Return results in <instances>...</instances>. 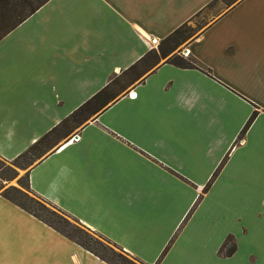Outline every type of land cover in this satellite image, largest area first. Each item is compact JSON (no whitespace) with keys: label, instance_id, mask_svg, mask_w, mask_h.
Wrapping results in <instances>:
<instances>
[{"label":"crops","instance_id":"1","mask_svg":"<svg viewBox=\"0 0 264 264\" xmlns=\"http://www.w3.org/2000/svg\"><path fill=\"white\" fill-rule=\"evenodd\" d=\"M211 1H46L0 39V158ZM185 49L200 69L153 66L60 133L26 169L28 187L144 264H264V0L236 1ZM0 264L108 263L0 195Z\"/></svg>","mask_w":264,"mask_h":264},{"label":"trees","instance_id":"2","mask_svg":"<svg viewBox=\"0 0 264 264\" xmlns=\"http://www.w3.org/2000/svg\"><path fill=\"white\" fill-rule=\"evenodd\" d=\"M48 0H0V39L6 35L10 30L16 27L19 23H21L24 19H26L29 15H31L34 11H36L41 5H43ZM225 0H213L205 7H203L200 11H198L195 15H193L188 21L177 27L165 40H163L157 50L153 49L149 51L144 57L136 61L130 67H128L125 71H123L119 76L113 78L111 82L104 87L101 91L96 93L92 98H90L87 102L78 107L72 114L66 117L61 123H59L56 127L52 128L48 131L44 136L38 139L33 145L28 147L24 152L18 155L14 160L11 161V164L20 168L25 169L31 166L34 162L42 158L50 148L56 143L60 133L65 132L67 130H72L81 124H83L90 116L101 110L108 102L114 100L118 95H120L123 90L130 85L131 83L138 80L141 76H143L149 69H151L157 62V59L161 57H165L166 54L173 52L180 44L185 42L188 39H191L196 34L195 29H193L189 22L195 20L205 14L210 8H212L218 2H223ZM235 3L238 0H233ZM225 3V2H224ZM226 4V3H225ZM231 4V5H232ZM210 24V23H209ZM209 24H204V28ZM200 28V27H199ZM203 28V29H204ZM202 30V29H201ZM200 30V31H201ZM196 33V34H195ZM161 45H167L165 49H162ZM152 61V62H151ZM166 62L181 68H195L200 69L196 63V60L193 57L184 58L178 53H173L166 59ZM203 71V70H202ZM205 72V71H204ZM126 79L128 82L126 85L121 86L118 83L121 79ZM256 116V112L254 111L243 128L239 133V137H241L247 128L250 126L252 121ZM23 160V164H18L17 162ZM226 157L223 158L213 175L211 176L208 183L205 185L204 190H206L213 178L217 174V172L221 169L224 164ZM11 170L15 172V168L11 167ZM16 173V172H15ZM28 183L26 185H21V187L10 186L6 188L0 195L10 202L14 203L24 211L33 215L40 221L44 222L48 226L52 227L65 237L69 238L73 242L77 243L84 249L88 250L99 259L105 261L108 264H124L120 263L125 262L128 264H134L132 261L128 260L121 253H117L113 250V247L116 246L109 240H107L111 245L103 244L102 242L94 239L86 232L78 229L84 235V239H78L74 237L70 233L66 232L64 229L55 225L54 222L46 219L44 216L26 206L23 202L16 198H25L24 200H28L30 202H34L36 205L46 209L39 201L35 200L28 194ZM51 215L55 217H59L52 211H49ZM66 222V221H65ZM117 247V246H116ZM168 247V246H167ZM167 247L165 249H167ZM235 251V244L232 241L231 237H227L222 244L220 249V253L224 256H229ZM109 252L111 254L107 255ZM123 252V251H122ZM124 253V252H123ZM127 255V254H126ZM135 259V258H133ZM137 260V259H135Z\"/></svg>","mask_w":264,"mask_h":264},{"label":"rangeland","instance_id":"3","mask_svg":"<svg viewBox=\"0 0 264 264\" xmlns=\"http://www.w3.org/2000/svg\"><path fill=\"white\" fill-rule=\"evenodd\" d=\"M232 2H234V1L233 0H225L223 2H218L212 8H210L205 14H202V16H200L199 18H196L195 20L189 22V25L193 29H195L196 33L200 32V30L203 29L206 24H209L215 18H217L222 12H224L232 4ZM189 40L190 39H188L185 42H183L182 44H180L173 51V53H178L179 54L180 52H183L184 48L186 47V44L188 43ZM158 47H159V45L157 46V48ZM161 47H162V49H165L167 47V45H161ZM167 58L168 57L166 55L165 57H161V58L157 59L156 64H158L162 60H166ZM150 70L151 69H149L148 71H150ZM143 76H141L138 80H136L135 82L131 83L130 85H127L126 88H130L132 85L136 84L138 81H140L143 78ZM119 82L120 83H118V84L121 85V86H124V85H126L128 83L126 81V79H124V78L121 79ZM23 162L24 161L21 159L17 163L18 164H23ZM11 167L15 168V172L16 173L11 170ZM26 169L27 168L20 169V168H18L16 166L12 165L11 161H6V160H3V159L0 158V194L6 188H8L10 186L21 187V185H26V183H27V175L25 174ZM28 189H29V187H28ZM28 194H29V196H31L35 200L39 201L46 209H48V211L47 210L45 211L43 208H41L40 206L36 205L34 202H30L28 200H24L25 198H19L17 196H16V198L18 200H20L21 202H23L26 206L30 207L31 209L35 210L36 212H38L39 214L44 216L46 219L54 222L55 225H57L60 228L64 229L66 232L70 233L74 237H77L78 239H81V240L84 239V235L81 232L78 231V229H80V230L86 232L87 234H89L94 239H97L98 241L102 242L103 244H108L109 243L107 241V239H105L104 237H102L101 235H99V234H97L95 232H92V231L88 230L86 227H84L82 224H80L74 218L70 217L69 215H67L66 213H64L63 211H61L60 209H58L57 207L52 205L51 203L45 201L41 197H39L36 194H34L32 191H30V189L28 191ZM49 211L54 212L55 214L60 216V218L59 217H55L54 215H51ZM109 245H111V243H109ZM113 250L115 252H117V253H121L123 256H125L128 260L132 261L134 264H144V263H142V262H140L138 260L133 259V257L129 256L128 254L126 255V253H123L122 250L119 247L114 246ZM107 253H108L107 255L111 256V254L109 252H107ZM120 263L128 264V263H125V262H122V261Z\"/></svg>","mask_w":264,"mask_h":264},{"label":"built area","instance_id":"4","mask_svg":"<svg viewBox=\"0 0 264 264\" xmlns=\"http://www.w3.org/2000/svg\"><path fill=\"white\" fill-rule=\"evenodd\" d=\"M189 51L187 49L184 48L183 52H180L179 55H181L184 58H187L189 55Z\"/></svg>","mask_w":264,"mask_h":264}]
</instances>
